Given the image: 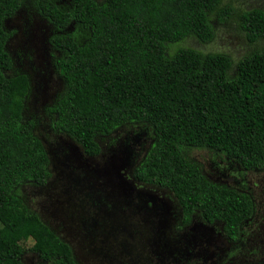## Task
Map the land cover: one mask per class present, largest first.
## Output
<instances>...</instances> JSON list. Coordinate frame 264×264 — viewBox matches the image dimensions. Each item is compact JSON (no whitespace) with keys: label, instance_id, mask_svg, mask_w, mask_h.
<instances>
[{"label":"trees","instance_id":"trees-1","mask_svg":"<svg viewBox=\"0 0 264 264\" xmlns=\"http://www.w3.org/2000/svg\"><path fill=\"white\" fill-rule=\"evenodd\" d=\"M234 1L70 0L63 6L56 0H0V264H27L20 257L28 238L52 264H78L70 245L21 192L24 183H45L50 172L35 121L22 116L36 77L13 67L7 49L18 29L7 28L5 20L20 7L50 21L49 38L61 51L54 65L63 86L43 106L49 126L91 156L100 152L98 138L127 122H146L148 144L133 177L168 189L181 224L198 214L221 223L228 238L237 237L252 213L249 193L211 181L189 156L192 148H206L243 169L264 167V46L257 45L264 40V8ZM212 16L233 19L256 45L232 61L222 51L179 44L185 37L210 43ZM74 21L84 38L68 30ZM29 51L23 53L30 60ZM15 52L21 56V46ZM169 246L162 231L161 249ZM175 247L173 256L185 254Z\"/></svg>","mask_w":264,"mask_h":264},{"label":"rangeland","instance_id":"rangeland-1","mask_svg":"<svg viewBox=\"0 0 264 264\" xmlns=\"http://www.w3.org/2000/svg\"><path fill=\"white\" fill-rule=\"evenodd\" d=\"M58 1L65 6L70 0ZM233 5L264 8V0H237ZM41 15L34 9L28 13L20 7L5 20L7 28L18 29L7 40L12 66L27 69L36 77V88L24 100L23 120L35 121L33 132L44 145L49 160L50 174L45 183L21 186L29 207L70 245L78 264H224V259L214 257L229 245L222 233L213 229L206 245L200 239L199 249L205 250L197 253L198 246H187V242L207 224H201L199 215L194 214L188 224L177 226L180 209L172 193L133 177L132 168L148 144L151 129L146 122H127L98 138L100 152L91 156L84 154L70 136L49 126L43 106L63 86L54 65L61 51L49 38L53 26ZM212 23L215 34L210 43L185 37L179 44L203 51H222L232 61L256 45L244 38L233 19L220 22L212 16ZM67 27L76 38H84L75 21ZM257 45L264 46V40H258ZM18 46L21 56L15 52ZM27 47L33 54L30 60L24 55ZM189 156L199 162L208 179L250 194L252 214L242 221L236 241L241 246L227 256L238 264H264V167L243 169L237 160L206 148H192ZM103 179L114 190L113 198ZM162 231L171 245L167 252L161 249ZM22 243V261L52 264L43 257L42 246L32 239ZM175 246L185 254L173 256Z\"/></svg>","mask_w":264,"mask_h":264},{"label":"flooded vegetation","instance_id":"flooded-vegetation-1","mask_svg":"<svg viewBox=\"0 0 264 264\" xmlns=\"http://www.w3.org/2000/svg\"><path fill=\"white\" fill-rule=\"evenodd\" d=\"M56 2L59 3L58 0H56ZM217 173H219V170L216 169ZM224 176V174H223ZM218 178V176H216ZM211 181H214V182H218V183H223L222 181H215V180H211ZM225 184V183H224ZM227 185V184H226ZM229 186V185H227ZM241 191H244V190H241ZM250 195V194H249ZM252 214V213H251ZM194 215V214H193ZM193 217V216H192ZM191 217V218H192ZM200 217V216H199ZM201 224H207L205 226V228H201L199 229L200 231L197 232L196 236L194 238H191L188 242H187V246H190V247H193L194 245L198 246L199 244L198 241L202 238H203V243L204 245H206L207 241L209 240L210 238V233L212 234V230L214 229L216 232H220L222 233V230H221V223H219L218 221H212V222H205L204 220L201 219L200 221ZM188 224V223H187ZM176 225H184V224H181L180 220H179V223H177ZM241 225V224H240ZM240 225H239V231L237 233V237L235 239H230L228 238L227 236H225L223 233V236H225L227 239V242L229 243V245H227L226 247H224L223 249L221 248V250L216 254L214 255V257H216L217 259L221 260V259H224V264H238L237 261H230L229 257L227 256V254H230L231 252L237 250L240 248L241 244L236 242L240 236ZM204 226V225H203ZM193 234V233H192ZM194 236V235H193ZM192 236V237H193ZM229 240V241H228ZM195 246V247H196ZM201 248L200 246L197 247V253H201V252H204L205 249H199ZM47 260V259H46ZM49 261V260H48ZM227 261V262H226ZM195 264V262L193 263Z\"/></svg>","mask_w":264,"mask_h":264},{"label":"water","instance_id":"water-1","mask_svg":"<svg viewBox=\"0 0 264 264\" xmlns=\"http://www.w3.org/2000/svg\"><path fill=\"white\" fill-rule=\"evenodd\" d=\"M103 181H105L106 182V180L105 179H103ZM106 184H107V182H106ZM108 185V184H107ZM108 187L112 190V193H111V195H110V198H113L114 197V190L108 185ZM110 190V191H111ZM83 195V194H82ZM77 196V195H76ZM83 197H86L85 195H83ZM138 222H140V221H138ZM141 223V222H140Z\"/></svg>","mask_w":264,"mask_h":264}]
</instances>
